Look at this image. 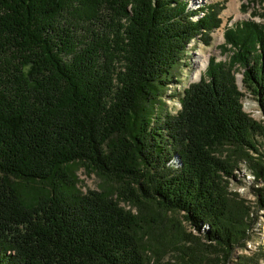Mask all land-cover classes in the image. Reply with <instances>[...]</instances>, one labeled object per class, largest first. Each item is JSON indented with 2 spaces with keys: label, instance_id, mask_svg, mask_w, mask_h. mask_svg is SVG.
Masks as SVG:
<instances>
[{
  "label": "trees",
  "instance_id": "16d2710c",
  "mask_svg": "<svg viewBox=\"0 0 264 264\" xmlns=\"http://www.w3.org/2000/svg\"><path fill=\"white\" fill-rule=\"evenodd\" d=\"M223 9L193 22L185 0H0V264H231L245 248L256 219L225 177L247 161L264 183V120L235 78L264 119V25L225 29L229 60L176 115L156 110Z\"/></svg>",
  "mask_w": 264,
  "mask_h": 264
},
{
  "label": "rangeland",
  "instance_id": "374dc122",
  "mask_svg": "<svg viewBox=\"0 0 264 264\" xmlns=\"http://www.w3.org/2000/svg\"><path fill=\"white\" fill-rule=\"evenodd\" d=\"M195 1V0H194ZM198 3L195 8L202 12L200 19L207 13V7L211 4H223L224 9L221 11L219 18L221 25L219 29L212 31L206 35H199L191 43L187 45L186 52L183 59L173 68L171 73V82L162 95V106H158L157 113L176 115L181 110V99L184 97V91L190 85L200 82L203 74L206 72L210 60L214 59L216 62H227L231 52H223L220 47L224 43L223 34L225 29L232 28L235 24L241 22H254L259 25H264V3L252 4L248 0H196ZM194 4V2H193ZM206 5V6H205ZM245 5L246 9L243 11L241 6ZM196 19V18H195ZM191 21L196 22L198 20ZM200 48V49H199ZM211 52L209 61L201 76L195 82H190V76L193 72V59L195 53L198 51ZM238 89L243 93L241 98L242 110L251 119L255 121H262L263 116L258 108L256 99L242 88V76L237 74L235 76ZM258 139V138H257ZM261 142V140H258ZM264 147L262 148V151ZM179 163L176 162V165ZM78 178V188L82 193L87 191H97L100 181L93 175H87L82 168L76 171ZM228 191L238 196L239 199L246 202L251 207V216L256 221L250 230V239L245 242V248H236L233 252V259L231 264L237 263V258L242 255L251 256L257 254L260 247H264V209H258L257 201L259 200V193L264 194V183L258 181L252 173L249 163L247 161H239L232 171L230 177H225ZM124 206L123 204H121ZM127 209L129 207L124 206ZM190 230L188 227H186ZM250 244V249L247 246ZM264 253V251H262ZM258 264H264V254L259 258Z\"/></svg>",
  "mask_w": 264,
  "mask_h": 264
},
{
  "label": "bare ground",
  "instance_id": "6f19581e",
  "mask_svg": "<svg viewBox=\"0 0 264 264\" xmlns=\"http://www.w3.org/2000/svg\"><path fill=\"white\" fill-rule=\"evenodd\" d=\"M210 56H211V52L207 53L199 50L197 53H195L193 59V72L189 78L191 83L195 82L200 78L201 73L205 69Z\"/></svg>",
  "mask_w": 264,
  "mask_h": 264
},
{
  "label": "built area",
  "instance_id": "2783aa9c",
  "mask_svg": "<svg viewBox=\"0 0 264 264\" xmlns=\"http://www.w3.org/2000/svg\"><path fill=\"white\" fill-rule=\"evenodd\" d=\"M185 1L187 3V10L188 11H199V9L204 8V7H202L203 6V4H202L199 9H196L195 6L198 3V2H196V0L195 1L194 0H185ZM193 2H194V4H193ZM201 16H202V12L200 10L199 13H198V15L192 16L191 19H193V20H199L200 19L199 17H201ZM177 163H179V162L177 161ZM207 229L208 228L206 226H204L203 228L200 229L199 234L202 235V233H204ZM247 248L250 249V244L247 246Z\"/></svg>",
  "mask_w": 264,
  "mask_h": 264
}]
</instances>
